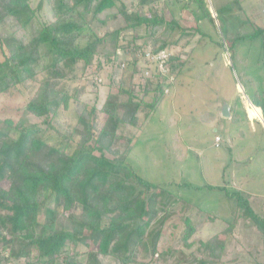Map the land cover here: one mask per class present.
I'll list each match as a JSON object with an SVG mask.
<instances>
[{
  "label": "trees",
  "instance_id": "obj_1",
  "mask_svg": "<svg viewBox=\"0 0 264 264\" xmlns=\"http://www.w3.org/2000/svg\"><path fill=\"white\" fill-rule=\"evenodd\" d=\"M186 1L187 6L197 7V30L205 36L200 25L206 19L214 21L207 0ZM44 3L50 4L51 20L40 24L38 14ZM137 4L149 7L150 15L132 9L133 4L125 0H39L36 6L35 0H0V102L20 85H39L19 118L0 116V264H106L105 260L118 264H159L163 260L166 264L193 247L190 239L198 231L192 221L194 207L186 208L188 202L181 191L204 187L183 182L158 184L143 178L127 163L134 135L120 143V131L128 127L142 130L144 119L166 96L159 76L154 80V63L142 58L149 64L144 65L150 77L142 73L137 60L122 64V70L118 66L116 72L131 70L129 85H124L123 78L101 106L89 105L79 91L71 94L67 90L66 82L79 81L80 72L101 53L113 63L125 32L145 31L155 37L183 30L176 17L168 23L153 10L155 0H137ZM118 19L125 25L101 35V28ZM2 26L11 28L10 32L2 34ZM260 38H264V28H255L250 36L238 30L237 38L225 41L226 49L224 45L220 49L230 54L233 64L239 43ZM167 46L165 41L153 51ZM191 53L185 61L171 56L170 72H183L191 64ZM46 59L50 63L44 65ZM136 72L144 80L138 90L132 83ZM237 78L245 89L242 71ZM152 91L155 94L148 100ZM248 98L256 119L262 115L264 120V90ZM72 104L76 123L56 130V140L52 139L48 133L56 129L57 110H68ZM29 115L39 119L40 125H27ZM202 120L212 123L217 114L206 112ZM230 121L241 123L235 109ZM224 191L237 203L233 219L225 222L219 235L199 243L197 251L204 258H196L195 264L222 263L240 221L250 220L264 243V214L253 208L252 195L242 189ZM198 211L204 224L221 218L215 210L200 207ZM81 244L86 252L72 249Z\"/></svg>",
  "mask_w": 264,
  "mask_h": 264
},
{
  "label": "rangeland",
  "instance_id": "obj_2",
  "mask_svg": "<svg viewBox=\"0 0 264 264\" xmlns=\"http://www.w3.org/2000/svg\"><path fill=\"white\" fill-rule=\"evenodd\" d=\"M38 2L39 0H35V6ZM125 2L129 6L132 3L134 10L139 9L148 15L151 13L149 7H139L137 0ZM207 3L214 21L213 24L208 19L202 22L200 28L205 35L202 37L197 30L199 23L196 15L194 16L197 7L187 6L186 0H155L153 10L162 14L168 23L176 17L184 31H168L155 37L145 31L125 32L113 63L107 62L103 52L95 57L84 72H80L79 81L66 82L71 94L79 91L83 102L101 106L108 93L121 86L123 78L124 85H129L131 70L116 72L118 66H127L128 62L137 60L141 65L140 70L144 71L142 73L150 77L152 73H148L144 65L148 63L142 59L146 51L154 52L167 41L168 52L185 61L194 50L191 53V64L179 74L171 73L170 65L165 69L166 76H161L160 71L155 68L157 75L154 80L159 76V83L170 92L166 93L148 119H144L142 130L128 127L120 131L121 144L134 135L133 150L127 163L140 176L158 184L183 182L204 187L199 190L185 188L181 191L188 202L186 208L194 207L192 221L198 231L190 239V242H194L193 247L185 249L166 264H177L180 261V264H195L193 261L196 258H204L197 251L199 243L219 235L225 222L233 219L236 210V200L227 197L224 189L230 193L239 189L250 193L253 208L264 214V127L255 123V120L251 124L248 114V109H252L248 95L264 90V38L239 43L235 50L237 58L234 57L233 64L230 54L220 49V45H224L226 49L225 41L237 38L238 30L244 36H250L255 28H264V0H207ZM50 20V4L44 3L38 14V23L44 24ZM124 25L122 19L111 20L107 28L103 27L99 32L103 35L105 30H114ZM10 29L2 26L1 32L6 34ZM49 63V59H46L44 65ZM241 71L246 91L238 82L237 74ZM43 77L41 75L39 79ZM132 78L135 90H138V85L142 86L144 80L138 72ZM38 86L36 82H32L10 91L0 102V116L19 118ZM152 93L148 100L155 94L154 91ZM238 100L240 103L236 106ZM225 103L231 105V112L235 109L239 113V125L231 123L232 113L229 118L222 116L221 109ZM75 108L72 104L68 110H57L58 115L54 119L56 129L50 130L49 137L56 140V130L76 123ZM206 112L216 113L218 121L204 122L202 116ZM36 124L40 125L39 119L27 116V125ZM42 129L45 127L42 126ZM216 130L221 137L219 147L215 141ZM208 186L217 188L210 189ZM200 207L218 211L220 220L204 224L205 218L198 211ZM5 214L3 211L2 219ZM180 231L178 239L182 237ZM72 249L79 253L87 250L82 244L78 248L73 246ZM192 253L194 258L191 257ZM263 262L264 243L261 233L250 220L240 221L230 238L228 255L223 257L220 264ZM105 263L118 264L115 260H105ZM159 264H164L163 260Z\"/></svg>",
  "mask_w": 264,
  "mask_h": 264
},
{
  "label": "built area",
  "instance_id": "obj_3",
  "mask_svg": "<svg viewBox=\"0 0 264 264\" xmlns=\"http://www.w3.org/2000/svg\"><path fill=\"white\" fill-rule=\"evenodd\" d=\"M171 56L172 55L168 52V50L164 49V50H160L158 52L147 51V52H145V54H143L142 58H145V59L149 60L150 62H153L156 69H158L160 71L161 76H166L167 73H166L165 69H166V67L168 68ZM122 69H124V65H122L121 70ZM147 75H148V73H147ZM165 92L168 93L169 90L166 89ZM215 141L217 143L216 146L219 147L221 137L217 136L215 138Z\"/></svg>",
  "mask_w": 264,
  "mask_h": 264
},
{
  "label": "water",
  "instance_id": "obj_4",
  "mask_svg": "<svg viewBox=\"0 0 264 264\" xmlns=\"http://www.w3.org/2000/svg\"><path fill=\"white\" fill-rule=\"evenodd\" d=\"M253 106V105H252ZM254 107V106H253ZM231 105L229 103H225L223 106H222V109H221V114L224 118H229L231 116ZM262 117V115H261ZM264 122V120H262Z\"/></svg>",
  "mask_w": 264,
  "mask_h": 264
},
{
  "label": "crops",
  "instance_id": "obj_5",
  "mask_svg": "<svg viewBox=\"0 0 264 264\" xmlns=\"http://www.w3.org/2000/svg\"><path fill=\"white\" fill-rule=\"evenodd\" d=\"M252 111H253V109H252ZM253 114H254V112H253ZM249 118H250V117H249ZM254 120H255V123H257L259 126L262 125V126L264 127V122L262 121V120H263V116H262V119H256V118L251 119V118H250L251 124L254 122ZM217 121H218V116H217V120L214 121V122H217ZM257 121L260 122L261 125H260ZM214 122H212V123H214ZM248 124H250V122H249ZM262 126H261V127H262ZM263 127H262V128H263ZM215 132H216V136H219V135H217V134H219L218 131L216 130ZM215 138H216V137H215Z\"/></svg>",
  "mask_w": 264,
  "mask_h": 264
},
{
  "label": "bare ground",
  "instance_id": "obj_6",
  "mask_svg": "<svg viewBox=\"0 0 264 264\" xmlns=\"http://www.w3.org/2000/svg\"><path fill=\"white\" fill-rule=\"evenodd\" d=\"M252 107H253V106H252ZM253 108H254V107H253ZM248 114H249V117H250L251 119L256 118L255 114H253L252 109H248Z\"/></svg>",
  "mask_w": 264,
  "mask_h": 264
}]
</instances>
